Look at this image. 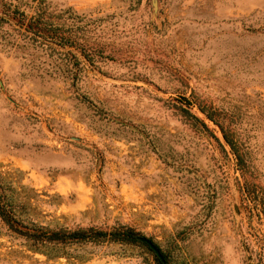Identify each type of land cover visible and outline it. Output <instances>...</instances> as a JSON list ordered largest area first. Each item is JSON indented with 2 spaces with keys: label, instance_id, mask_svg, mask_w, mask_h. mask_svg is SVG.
<instances>
[{
  "label": "rangeland",
  "instance_id": "rangeland-1",
  "mask_svg": "<svg viewBox=\"0 0 264 264\" xmlns=\"http://www.w3.org/2000/svg\"><path fill=\"white\" fill-rule=\"evenodd\" d=\"M155 1L0 0V172L37 223L126 225L163 264H264V0ZM39 14L82 48L26 36ZM60 253L0 222V264H162L141 244Z\"/></svg>",
  "mask_w": 264,
  "mask_h": 264
},
{
  "label": "trees",
  "instance_id": "trees-1",
  "mask_svg": "<svg viewBox=\"0 0 264 264\" xmlns=\"http://www.w3.org/2000/svg\"><path fill=\"white\" fill-rule=\"evenodd\" d=\"M41 17L43 16L39 14L29 20H18L20 29L23 30L26 36L34 41L56 45L61 48H82V45H77L76 39L60 34L57 27ZM67 53L71 54V51ZM81 55L85 60L91 61L90 55L82 49ZM72 58L77 57L72 53ZM198 109L206 119L221 128L226 144L234 149L232 142L212 113L203 107ZM14 185V181H11L8 176L0 172V222L5 227L7 235L20 240L33 253L43 254L52 259L62 256L60 252L69 246L100 245L104 243L141 244L152 252L139 240L140 237L144 236L126 225H114L108 229L92 226L71 229L64 226L37 223L30 215V197L25 194L21 196L18 188ZM157 260L162 264L164 263V260Z\"/></svg>",
  "mask_w": 264,
  "mask_h": 264
},
{
  "label": "water",
  "instance_id": "water-1",
  "mask_svg": "<svg viewBox=\"0 0 264 264\" xmlns=\"http://www.w3.org/2000/svg\"><path fill=\"white\" fill-rule=\"evenodd\" d=\"M153 5L154 7H156V1L153 0ZM139 240L144 243L154 254L155 256L160 259L163 260V256L160 252V250L157 248V246L148 238L146 237H140Z\"/></svg>",
  "mask_w": 264,
  "mask_h": 264
}]
</instances>
